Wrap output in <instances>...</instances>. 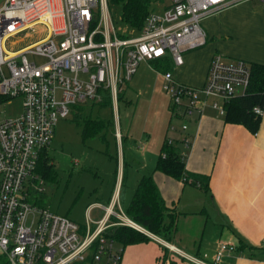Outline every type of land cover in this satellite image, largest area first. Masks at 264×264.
I'll return each instance as SVG.
<instances>
[{
  "label": "built area",
  "instance_id": "obj_1",
  "mask_svg": "<svg viewBox=\"0 0 264 264\" xmlns=\"http://www.w3.org/2000/svg\"><path fill=\"white\" fill-rule=\"evenodd\" d=\"M154 3L161 11L152 9L136 35L121 38L106 0H0V102L21 99L20 114L0 120V253L7 264H119L122 247L115 246L110 229L140 230L118 206L117 192L108 205L96 204L104 209L98 220L87 213L82 231L66 216L30 203L23 185L43 191V180L34 173L39 155L49 148L57 120L66 118L72 106L98 103L106 96L116 106L120 86L141 62L169 57L174 68L180 67L184 52L205 44L202 19L230 5L227 0ZM37 23L47 29L43 39L15 52L5 50L7 37ZM28 55L42 60L37 63ZM250 75L249 62L215 53L202 86L180 83L169 70L162 73V89L174 116H201L206 107L224 116V103L245 93ZM263 110L253 108L258 116ZM181 128L185 132L187 122ZM181 143L185 161L191 140L183 136ZM234 249L221 241L212 255L182 257L190 264H219Z\"/></svg>",
  "mask_w": 264,
  "mask_h": 264
},
{
  "label": "crops",
  "instance_id": "obj_2",
  "mask_svg": "<svg viewBox=\"0 0 264 264\" xmlns=\"http://www.w3.org/2000/svg\"><path fill=\"white\" fill-rule=\"evenodd\" d=\"M249 1H243L245 8L235 22H224L231 4L205 16L201 21L205 44L184 52L180 67L174 68L169 57L153 62L168 60L174 79L194 87L204 83L215 53L264 65V4ZM145 63L154 68L152 62ZM172 120L177 118H173L168 105V122L157 131L158 155L165 139H172L175 148L183 149L175 141L179 135L169 128L175 127ZM127 132L122 134L118 128L113 131L116 147L122 144V138L126 140ZM183 136L191 140L184 169L193 175H207L209 191L203 192L199 183L184 184L155 171L154 164L150 173L153 181L166 207L178 215L175 233L166 242L138 226L150 241L122 247L119 264H190L183 254L212 255L221 241L230 242L235 249L225 253L219 264H264V110L254 134L240 124L225 123L223 116L206 107L201 116L187 120ZM142 175L145 173L138 176L135 184ZM116 183L117 188L108 193L105 202L98 198L86 206V215L96 204L108 205L115 192L118 206L125 211L120 176Z\"/></svg>",
  "mask_w": 264,
  "mask_h": 264
},
{
  "label": "rangeland",
  "instance_id": "obj_3",
  "mask_svg": "<svg viewBox=\"0 0 264 264\" xmlns=\"http://www.w3.org/2000/svg\"><path fill=\"white\" fill-rule=\"evenodd\" d=\"M247 0H227L231 7L224 14V22L236 21L243 13ZM249 1V0H248ZM259 4L256 0L249 1ZM155 12L161 11L160 4H152ZM109 18L115 30L123 37L136 35L120 21L119 9H108ZM202 27V25H201ZM203 29V27H202ZM47 34L44 24H35L25 32L11 35L4 41V48L15 52L25 46L43 39ZM37 63L40 57H31ZM150 65V64H149ZM147 63H140L131 79L120 86L119 99L116 106H97L87 102L78 104L80 116H73L72 107L66 118L57 120L53 137L48 148L52 169L49 176L42 178L43 191L35 192L27 183L23 191L27 192L30 203L46 208L61 216H66L82 231L86 223V206L95 201L105 202V198L117 188L122 191L121 202L124 209L132 197L136 179L141 173H152L158 156V129L162 130L168 122V105L170 101L162 89V73ZM209 103L212 98L208 99ZM220 103V100L217 99ZM177 111L178 108H176ZM21 112V99H10L7 103L0 102V120L16 118ZM173 132L179 136L176 142L182 145L183 130L181 125L188 118L178 115ZM83 120H98L105 125L103 130L93 136L82 137ZM118 128L122 134L127 131V138H122V144L115 146L113 131ZM162 142V141H161ZM146 149L142 151V147ZM144 157V158H143ZM117 169V174L115 170ZM116 175V179H115ZM115 180V183H114ZM104 214L102 207L96 206L89 212V218L98 220ZM91 228L94 227L90 223ZM211 235V232H209ZM116 247H122L115 243ZM6 258L0 253V264ZM7 264V263H6Z\"/></svg>",
  "mask_w": 264,
  "mask_h": 264
},
{
  "label": "trees",
  "instance_id": "obj_4",
  "mask_svg": "<svg viewBox=\"0 0 264 264\" xmlns=\"http://www.w3.org/2000/svg\"><path fill=\"white\" fill-rule=\"evenodd\" d=\"M108 9H119L120 21L133 29L135 33L141 29L143 22L152 10L155 0H106ZM124 38L122 35H119ZM152 66L158 71L170 70L171 65L168 60L163 62H152ZM250 80L245 93L231 98L224 103L225 123L240 124L250 132L256 133L259 129L261 116L255 115L253 108L259 106L264 109V65L250 63ZM119 99V96L118 98ZM97 106L111 105V99L104 97ZM80 106L72 107L73 116H80ZM98 120H83L82 137L93 136L103 130V122ZM162 153L165 154L162 157ZM51 158L48 149H44L38 158L35 168V175L45 178L49 176L52 169ZM184 159H181L179 149L163 140L159 155L155 163V171H159L166 176L174 178L183 183H199L203 192L209 191L207 175H193L184 169ZM40 177V178H41ZM41 178V179H42ZM184 179V180H183ZM190 180V181H188ZM125 215L138 226L144 228L149 233L170 242L175 233L177 214L170 211L161 197L152 175H142L135 186L133 195L124 211ZM111 240L120 244L123 248L127 245L150 241V238L143 232L128 227L118 226L110 229ZM3 264H6L4 261Z\"/></svg>",
  "mask_w": 264,
  "mask_h": 264
}]
</instances>
